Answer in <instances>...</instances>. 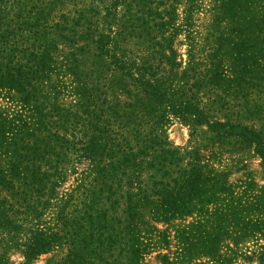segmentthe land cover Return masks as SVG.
Masks as SVG:
<instances>
[{
	"label": "trees",
	"instance_id": "obj_1",
	"mask_svg": "<svg viewBox=\"0 0 264 264\" xmlns=\"http://www.w3.org/2000/svg\"><path fill=\"white\" fill-rule=\"evenodd\" d=\"M204 1L0 0V264H94L87 243L99 264H264V0ZM225 21L247 92L222 117L211 37ZM242 148L236 186L221 162Z\"/></svg>",
	"mask_w": 264,
	"mask_h": 264
},
{
	"label": "rangeland",
	"instance_id": "obj_2",
	"mask_svg": "<svg viewBox=\"0 0 264 264\" xmlns=\"http://www.w3.org/2000/svg\"><path fill=\"white\" fill-rule=\"evenodd\" d=\"M210 0H205L204 2L209 3ZM183 7L180 6V9H182ZM247 9V7L245 8ZM209 10V8H208ZM208 10L204 9V11L197 15V24L199 25V27L201 26L203 28L204 25H207L209 23H211V19L213 16V11L209 12ZM247 14L251 17L254 16L253 12H250L248 9L246 10ZM1 22V21H0ZM221 25H219V27H217L216 29L218 31H214L212 32L213 36L211 37V42L213 47L215 48L216 51V68L218 71V73L220 74V78L218 79V84H216L215 86V90H216V96H219V98L217 99V101L215 103H213V109L216 114L220 113L222 117L225 116V114H233L234 112H237V110H240L239 107V103L241 102L240 100L242 99V94L243 92L246 93L247 92V88L244 87L245 83H244V79L245 77H233L232 78V73L233 71H231V64H230V55L236 51L237 48H234L236 45L233 44V42H238L240 41V39L242 38L240 35L236 34L234 31V29H236L237 27V23H230L228 21H225L224 23H220ZM234 24V26L232 25ZM218 25V23H217ZM201 28V29H202ZM203 31V37L205 38V34H207V31ZM243 34V33H242ZM219 36V37H218ZM245 37V36H244ZM243 37V38H244ZM218 38H221V42L219 43ZM175 46L176 49L178 50V54L179 57L183 58V59H187V50H188V44L187 41L185 39V35L184 34H178L176 36V41H175ZM246 48V47H245ZM249 52H252L251 48L247 49ZM254 50L258 51L259 50V46H254ZM255 60H259L258 56H254ZM261 63H263V61L261 60ZM244 65V64H243ZM246 66V65H245ZM239 71V70H237ZM251 71L253 72L252 77L255 79L252 81L254 84L255 88H258V85H260V89L262 86V81H261V70L257 67V65L255 67H253L251 69ZM253 89L254 91L256 89ZM249 91V89H248ZM218 94V95H217ZM0 102L4 105V99L0 100ZM218 102V103H217ZM223 104L225 106H223ZM227 109V110H226ZM240 114V112H239ZM242 115V113H241ZM234 117H238L237 115H235ZM240 120H244V118H239ZM169 133H170V137L173 141H175L177 144H184V142H187L189 140V134H190V130L189 127L181 124L180 122H174L170 128H169ZM201 137V136H200ZM207 136L203 137V142H206ZM202 139V137H201ZM222 144V143H221ZM235 143H231V142H226L225 144H222V146H224L226 149L229 150H235L237 148H241L240 144H237L238 147H234ZM243 150V148H242ZM246 151H241L239 153H237V155L234 153L230 154V158L228 160H225V162H221V164H224V168H226L229 173H230V180H232V182L236 183V186H240V184L242 183L243 180L246 179L247 177V170L245 169V165L243 166V164H245V159L247 158V155L245 154ZM233 154V155H232ZM235 154V155H234ZM235 156V157H234ZM249 160V159H248ZM252 168L255 166L254 164H257L258 160L253 159L252 158ZM189 221H192L193 218L190 217L188 219ZM179 222V220L177 221ZM175 230L173 231V236L175 235ZM86 246H88V248L90 249H94L96 250L94 253V256L96 257V259H94L92 262H94V264H99V260H98V256L97 254H100V250L101 247H99V243H92V244H84ZM176 245V240L174 239L171 246L169 247V249H165V252H173V257L177 255V247ZM200 250V249H199ZM199 250H196V253L199 252ZM62 251V250H61ZM60 252L55 253V260L60 258ZM155 254V253H154ZM48 256L50 255H44L41 257V259L37 260L34 264H46V258H48ZM13 260L18 261L21 260L20 259V254L19 253H15L13 255ZM152 260L153 257L152 256H148L146 260H144L145 264H152ZM203 260H208L206 257L203 258ZM51 264H54V259L51 262ZM209 264V263H208ZM240 264H251V263H240Z\"/></svg>",
	"mask_w": 264,
	"mask_h": 264
}]
</instances>
